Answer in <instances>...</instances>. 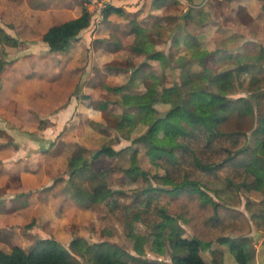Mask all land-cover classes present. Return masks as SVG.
<instances>
[{"label": "crops", "instance_id": "obj_1", "mask_svg": "<svg viewBox=\"0 0 264 264\" xmlns=\"http://www.w3.org/2000/svg\"><path fill=\"white\" fill-rule=\"evenodd\" d=\"M237 1L239 2L235 5H241L250 15H261L263 0ZM208 2L209 0L177 2L180 22L174 35L180 36L179 44L187 47V52H191V58L185 57L184 65L191 67L190 60H200L201 57L208 59L209 56L230 62L237 61L238 65L244 57L240 56L239 50L242 47L237 49L238 41L234 36L237 32L231 33L230 28H227L228 34L223 35L216 28L214 33L218 38L214 41L226 43L227 48L211 53V36L208 33L212 30H207L210 23L197 27L196 13ZM170 5L171 0H118L111 6L118 7L119 13L110 12L103 22L82 30L67 51L58 52L50 49L43 36L52 26L78 18L83 12V0H0V60L4 64V69L0 72V116L3 117L0 127L9 135V142H0V229L12 220L13 203L21 207L24 214H20L23 217L36 219L42 226L49 225L52 231L54 225L65 223L63 220L66 218L63 216L66 210L79 208L78 200L74 199L69 190L63 189L62 181L51 183L50 180L55 176L61 178V173L68 165V158L78 146L93 149L92 152L101 150L97 144L103 140L102 134L91 128V122L102 128L103 124L107 125V116L113 113L111 108H107L108 105L105 106L107 101L99 100L101 98L97 91L104 82L108 85L107 90L112 88L109 84L111 75L104 69L97 76L92 67L103 68L119 61V64H126L119 73H124L125 77L131 73L133 85L138 74L143 78L148 75L150 82L145 90L134 92L144 93L147 97L148 91L154 88L156 93V88L152 85L153 76L161 77L165 73L162 66L169 65L170 61L166 52L153 50L155 43L149 34L155 29L156 18L170 13L167 11ZM188 10L190 11L187 12ZM117 21L119 26L115 24ZM116 31H119V48L106 45L104 41L111 35L115 36L113 33ZM174 42L178 45L175 40ZM125 49H129V53L124 52ZM155 52L163 54L165 59L149 57ZM141 62L146 68L159 65L162 67L161 73L148 70L145 74L147 70L144 68L137 71L138 68L132 67ZM237 65L228 70H234ZM205 68L210 67L204 63L201 71H193L203 72ZM125 85L127 84L120 85V88ZM160 87L170 89L163 84ZM112 89L119 91V87ZM116 105L119 106V103ZM115 113L112 115L119 118V112ZM117 128L118 131V125ZM112 132L116 140L111 148L119 152V137L115 131ZM125 148L132 150L129 146ZM50 154L52 159L48 161L51 162L47 161L38 167H25L26 160L41 158L46 161ZM104 154L105 158L111 160V175L117 176L120 154ZM94 158L95 162L99 160ZM49 163L55 165L57 174L54 170L47 169ZM62 209L63 216H60ZM58 229L55 232L56 238L66 240L65 233H60V230L58 233Z\"/></svg>", "mask_w": 264, "mask_h": 264}, {"label": "trees", "instance_id": "obj_2", "mask_svg": "<svg viewBox=\"0 0 264 264\" xmlns=\"http://www.w3.org/2000/svg\"><path fill=\"white\" fill-rule=\"evenodd\" d=\"M119 10L118 7L109 6L105 10V17L112 11L119 13ZM90 22L91 14L84 8L78 18L52 26L44 34L43 40L52 51H67L73 40L90 25ZM262 50L250 60L257 62L262 60L264 49ZM149 57L165 59L159 52L152 53ZM242 62L240 60L234 70H225L217 74L210 68H205L203 72H194L187 65H183L178 96L170 89H162L160 87L162 79L154 76L152 85L156 88V93L151 101L147 100L144 93L130 91L129 85L119 87L120 104L126 109L134 110L131 112L134 118L122 117L118 124L119 130H124L126 123L134 126L138 122H143L148 125L141 140L151 163L165 171L164 175L155 178L163 186L172 187V189L151 187L146 191L160 190L176 198L181 193H187L198 212L193 214V210L189 209L190 203L184 202L179 217H196L205 228L212 231L209 240L199 236L186 237L178 227L177 217L160 205L154 206L152 210L148 206H137L135 202L121 201L120 198L125 196V192L108 186L104 170L93 175V179L96 177L97 181L93 189L73 181L71 188L78 198L88 203L106 200L107 204H111L115 209L125 211L127 217L122 216V222L126 234L134 242V249L139 254L145 253V246L149 243L152 250L158 254H165L169 249L174 255V264H207L201 254L202 246L216 240L220 244L228 245L238 264H251L253 261L254 250L248 238L241 236L246 233L240 226L238 214L241 213H236L218 201L228 203L226 199L229 197L228 192L236 194L239 189L249 192L252 189L264 188V115L256 131L255 147L249 145L246 132L224 131L220 128V125L234 114V100L228 94L232 81L249 69V64ZM209 85L214 88L211 89ZM262 88L264 77L253 76L248 85L249 91L255 92ZM182 93L194 95V111L181 103ZM240 100L246 103L247 113H252L250 102L244 98ZM160 103L169 105L170 110L162 119H159L162 111H159L157 106ZM87 151V148L79 146L68 158L70 179L83 176L88 179L93 174L85 175L86 170L90 169ZM120 152L111 147H103L99 153L115 156ZM137 158V149H134L131 153L133 170L147 175V172L137 164ZM215 185L223 186L216 188ZM208 190L215 193L217 201L208 194ZM237 204L238 202L234 203ZM257 205L258 210L264 215V201ZM262 215L260 214V217ZM135 220L141 221L149 228L148 236L133 232L132 223ZM242 223L247 229L246 219L242 220ZM232 232L238 238L226 235ZM211 254L216 264H223L224 253L221 249H212ZM0 264L170 263L142 259L110 241L89 243L83 237H76L68 248L55 238H42L31 251H26L21 246H14L10 251L0 249Z\"/></svg>", "mask_w": 264, "mask_h": 264}, {"label": "rangeland", "instance_id": "obj_3", "mask_svg": "<svg viewBox=\"0 0 264 264\" xmlns=\"http://www.w3.org/2000/svg\"><path fill=\"white\" fill-rule=\"evenodd\" d=\"M117 1L118 0H110L111 4L109 6ZM171 1L172 5H170V8L167 10L170 13L163 16L161 15L156 18L157 21L155 22V29L149 35L155 43V47L153 50H161L163 52H166V54L169 56V65H165V67L162 66L163 68L161 67L162 69L165 68V73L160 77L162 79L161 84H163L167 88H170L173 94L178 96V88L180 87L182 80L181 72L183 67L180 66L184 65V59L186 56L191 58V52H187V47H183L179 44L181 43L179 39L180 36L174 35L176 30H178L179 28L180 14H178V12L180 8L177 4L178 0ZM236 2L239 1L209 0L207 5L199 8L196 13L197 27H200L206 22L210 23V26L207 30H212L208 33V36H211V40H209L211 53H216L223 48H227L226 43L221 44L220 42L217 43L216 41H214L216 40L215 38H218L216 37V32L214 33L216 28L223 35L225 33L228 34L229 31H227V28H230L229 30L231 33H234V31L237 32L234 33V36L237 37L238 41V43L236 42V45H238L237 49H239L240 46L242 47L239 50L241 51L240 56L244 57L241 61H244L242 63L250 62L248 63L249 69L241 75L236 76L232 81L233 83L228 94L234 100V114L230 119L222 123L220 125V128L224 131L238 130L246 132L249 137V145L251 147H255L256 131L260 126V119L264 115V88L259 91L251 92L248 89V85L253 76L264 77V58L258 62L255 60H250L251 58L257 56L262 49H264V23L262 22L264 20V0L263 6H261L260 16L250 15L241 5H235ZM83 3V7L86 9L88 6L86 5L87 1L83 0ZM189 11L190 10H188L187 12ZM174 12H176L177 15H174ZM210 14L212 15V17L207 18V16ZM105 18L106 17L104 12L103 18L100 21H98L97 19L92 20L91 18L90 25H95L97 23L99 24L100 22H103ZM181 18L183 19V17ZM115 24L119 26V21H117ZM260 26H262L261 29ZM113 34L115 36L111 35L108 39L109 41L107 39L104 40L106 41L105 44L119 48V31H116V33L114 32ZM174 40L178 45L175 44ZM129 51V49L124 50V52L126 53H129ZM197 52L200 54L199 51ZM214 57L215 56H209L208 59H206V57H201L200 60H190V70L201 71L204 63H206V66L210 67L211 70L217 74L218 72L234 68L237 65V61L230 62L225 59H215ZM2 63L3 62L0 60V72L4 69V64ZM125 66L126 64H119V61H117V64H108L103 68L95 66H93L92 68L93 72L96 75L101 74L103 72L102 70L104 69L109 72L111 75L109 77L111 79L109 80V84L112 88H117L120 87V85L127 84L129 85L128 89L130 91L145 90V86L150 82L148 81V75L143 78L142 75L138 74L136 83L135 85H133L130 79L131 73H128L127 77L124 76V73H119L125 68ZM132 67H134V69L138 68L137 71H139L140 69L143 70L144 68L145 70H147L145 71V74H147L148 70L152 73H161V68L157 64L153 66L150 65L151 68H146L141 62L139 65L134 64V66ZM208 83L209 82L207 81V84ZM1 85L2 80L0 78V86ZM107 86L108 85L106 84V82H104L101 88L97 90L99 92L98 96L99 98H101L99 99L100 101L102 99L107 101L105 106L108 105L107 108H111V111H113V113H110L111 115L107 116V125L103 124L102 128H99L97 124L91 122V128L94 131L98 130L102 134L101 138L103 140H100L99 144H97L101 149L103 147H112L115 144L116 137L114 138L112 136V131L116 132V136L119 137V150H121V153L119 155V173L117 174V176L111 175V170L113 168L111 165V160L107 157L105 158L104 156L106 155L104 153H99L100 151H98L95 157L98 159L100 156L103 157L97 162H95V160H93L91 163L89 162L91 168H88L86 170L85 175H89L90 173L93 174L89 176L88 179L85 176L78 177L74 180L73 178L70 179V172L67 165V167H65L66 170L61 173V178L55 176L50 181L51 183H56L59 180L62 181L61 183L63 184V189H65V191L69 190L74 199L78 200V203L80 205L79 208L71 211L66 210L65 216L61 215L64 209L60 210L59 215L66 218L63 220L65 221V223L54 225V230L52 231L49 229V225L42 226L37 223L36 219L29 220L28 216L23 217L24 213L23 210H21V207H19L17 203H13L12 220H10L9 224L6 225V227L0 229V249L10 251L14 246H21L26 251H31L36 246L38 240L42 238L57 239L55 232L56 229L59 228L57 232L59 233L60 230V233H65L64 238H66V240H57L61 242L66 248L69 247L70 242L74 238L83 237L89 243H100L103 241L116 243L126 251L142 259L174 264V255L170 252L169 249L165 254H158L152 250L149 243L146 244V251L143 254H139L134 249V242L126 234L127 232L122 222V216L123 218L127 217L125 215V211L115 209L111 204H107L106 200L99 203H88L75 196L71 188L73 181V183L81 184L86 188L93 189V186L95 184L97 185V181H95L96 177L93 179V175L103 170L104 172H106L105 179H107L108 186L111 189L121 190L125 192V196L120 198L121 201H126L127 203L135 202V205L137 206H148L151 207L152 210L154 209V206L160 205L168 212L170 211L172 215L177 217L178 227L182 231V234L184 236H199L200 238H204V240L211 239L210 234L212 231L208 228H205L196 217H179V212L183 207L184 202L190 203L189 209L193 210V214L198 212L197 208L194 206L191 200L190 195H188L187 193H181L176 198V196L171 195L167 192H161L160 190L146 191L147 188L151 187L154 189H172V187L163 186L155 178V176L164 175L165 171L163 168L151 163L150 158L146 153V149L144 148L143 141L141 140L142 134L148 129V125L143 122H138L134 126L126 123L124 130H116L117 125L119 124L120 120H122L123 116L127 118H134V115L131 114V112L133 113L134 110L126 109L122 104H120L119 97L121 95V91H117L112 88L107 90ZM209 87H211V89L214 88V86L212 85H209ZM154 94V88L151 89V91H148L146 97L147 100L150 101L153 98ZM180 97H182L181 103L183 105H185L192 111L195 110L194 95L182 93V96ZM240 98H244V100L250 102L251 108L253 109L252 113H247L246 103L240 100ZM117 103H119V106L116 105ZM157 106L159 108L158 110L162 112L167 111L169 108V105L163 103H160ZM115 112H119V118L118 116L115 117V115H112ZM2 118L3 117L0 116V121H2ZM40 127H42V125ZM4 140L9 142V135L6 133L3 127H0V142H4ZM125 146H129L132 150L128 151ZM134 149H137V164L142 169H144L145 172H147V175L133 170L132 159L130 156ZM92 151L93 149H88V151L86 152L88 158L92 156ZM51 157L52 154L48 156L46 161H43L41 158L26 160L25 167H29V165L38 167L40 166V164H42L43 166L45 162H47L49 159H52ZM48 162H51V160ZM1 163L2 162L0 161V164ZM107 167L109 168L108 171L106 169ZM47 169L54 170V173L57 174V168L55 167V165L49 163L47 165ZM65 176L66 178L64 179ZM222 186L223 185H215L216 188H220ZM208 194L213 196V198H215L217 201L215 193L212 190H208ZM227 194L229 195V197L226 198L228 200V203H225L222 200L218 201L223 206L230 207L232 210L236 211V213H241L238 214L241 220H239L240 226H242V228L245 230L243 232H246L245 235L241 236H245L246 238H248L249 244L255 253L254 259L251 264H264V215H262V212L258 210L257 205L264 201V188L262 190L252 189L249 192H245L244 190L239 189L236 191V194L231 192H228ZM23 195H26V193H23ZM235 202H238V204L234 205ZM260 214L263 216V218H261L262 216L260 217ZM245 219L247 221V229L245 225H242V220L244 221ZM132 229L133 232L141 235L148 236L150 232L149 228H147L141 221L138 220H135L132 223ZM226 235H228L229 237L238 238L234 232L228 234L226 233ZM146 238L147 237L144 238L145 241ZM212 249H221L223 251V264H238L234 258V255L229 251L228 245L220 244L216 240H213L211 244H203L202 246L201 254L206 260L207 264H216L213 260V255L211 254Z\"/></svg>", "mask_w": 264, "mask_h": 264}, {"label": "built area", "instance_id": "obj_4", "mask_svg": "<svg viewBox=\"0 0 264 264\" xmlns=\"http://www.w3.org/2000/svg\"><path fill=\"white\" fill-rule=\"evenodd\" d=\"M87 11L91 14V18L100 21L103 18V13L111 4L110 0H86Z\"/></svg>", "mask_w": 264, "mask_h": 264}, {"label": "water", "instance_id": "obj_5", "mask_svg": "<svg viewBox=\"0 0 264 264\" xmlns=\"http://www.w3.org/2000/svg\"><path fill=\"white\" fill-rule=\"evenodd\" d=\"M169 111H170V110H167V111L161 112V113L159 114V119L165 118V117L168 115ZM155 122H156V121H155ZM97 153H98V151H94V152L92 153V156L90 157L89 162H91V161L94 159V157L97 155Z\"/></svg>", "mask_w": 264, "mask_h": 264}]
</instances>
